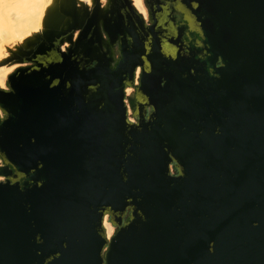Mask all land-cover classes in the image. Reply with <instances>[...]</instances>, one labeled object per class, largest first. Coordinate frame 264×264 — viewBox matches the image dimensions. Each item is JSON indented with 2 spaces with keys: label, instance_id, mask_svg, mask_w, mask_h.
<instances>
[{
  "label": "water",
  "instance_id": "obj_1",
  "mask_svg": "<svg viewBox=\"0 0 264 264\" xmlns=\"http://www.w3.org/2000/svg\"><path fill=\"white\" fill-rule=\"evenodd\" d=\"M148 1L153 38L132 0L125 33L115 0H63L18 48L0 264H264V0Z\"/></svg>",
  "mask_w": 264,
  "mask_h": 264
},
{
  "label": "rangeland",
  "instance_id": "obj_2",
  "mask_svg": "<svg viewBox=\"0 0 264 264\" xmlns=\"http://www.w3.org/2000/svg\"><path fill=\"white\" fill-rule=\"evenodd\" d=\"M2 1H4V3ZM7 1L9 2V5L10 3H12L11 0H1L0 3L5 5ZM29 1H31V4H33V2L38 3L39 0L37 2L36 0H33V2L32 0H29ZM42 1H43V5L41 7V10L39 9L40 7L38 8L37 4H35V6H37L36 11L33 9L35 8V6L33 8L29 6L30 9H28V7L26 8V4H29L28 1H27L28 3H24L23 5L21 4L18 5L17 10H16L17 12H15L12 8V5H15L16 2L15 3L13 2L14 4L12 3V5H10L11 7L9 6L10 8H12V11L10 9L12 13L10 14V16H12L11 18L13 19L11 23L12 28L10 30H7L8 29L7 26H6L7 28H4L3 26L1 27L3 29L0 28V37H1L0 38V81L3 82V86L1 88L7 87L8 76L14 70H16V68L20 66H25L26 64H28V63H22L19 61V59H17V57L20 55L17 52L18 48L26 45L30 40L34 38L36 34H39L43 29H45L46 22L49 16L51 14H54L58 10L63 0H59V1L58 0H42ZM133 2L136 5V7L147 17L148 10H147L145 0H133ZM85 3L87 4V2ZM24 5H25L24 8L25 10H27V12L22 8V6ZM91 5L93 4H90L88 6L90 7ZM102 5L104 6L103 3ZM79 6L81 5L79 4ZM32 9L36 12L35 14H33ZM29 10L32 12H30ZM37 10L39 11L38 18L34 17L37 15ZM30 13H31V16L34 15L33 20H27ZM31 16L29 19H32ZM130 93L134 94V89L132 87L127 88V94L130 95ZM130 112H131V109H130ZM3 115L4 113L2 111L1 116ZM0 164H2L1 159H0ZM105 222L108 223V226L113 234L115 231V227L111 224L109 217H106ZM106 229H108L107 226H106Z\"/></svg>",
  "mask_w": 264,
  "mask_h": 264
},
{
  "label": "flooded vegetation",
  "instance_id": "obj_3",
  "mask_svg": "<svg viewBox=\"0 0 264 264\" xmlns=\"http://www.w3.org/2000/svg\"><path fill=\"white\" fill-rule=\"evenodd\" d=\"M153 1L155 2V0H149L148 2H153ZM159 2L164 4V5H170V9L173 6V3H169L167 0H158V3ZM145 3H146V0H145ZM133 5L136 7L134 2H133ZM146 6H147V10H148V16L147 17L136 7L138 12L140 14H142L144 16V19H145V25H143L141 27V29L143 27H144V29H142L141 33H143V35H147L148 34L150 36V38H153L154 37L153 34L156 31L153 30V32H152V27H154L153 25H155V22H153L151 20V18H150V14H149L150 4L146 3ZM113 7L115 8V11H116L115 15H117L118 17L120 16L121 20H123V24H124V26H120L119 32L125 33L123 30H125V29L126 30H131L133 26H135L139 30V26H138V22L136 20V16L133 14L132 10L128 7V5L126 3V0H115V2L113 3ZM157 7H158V5H157ZM92 8H93V5L90 6V9H92ZM154 12H155V9H154ZM177 14H178L177 12H174V15H177ZM108 16L111 17V14L109 13ZM156 18H158L157 15H156ZM100 27H101V30L103 31L102 25ZM160 27H161V24H159V25L156 24V27L154 29H156L159 32ZM81 31L82 30H76L75 31L74 40L78 39ZM103 33H104V37L107 39V36H106L104 31H103ZM70 47H71L70 43L65 42V43H63L60 46V50L62 52H64V53H69L68 50H69ZM86 49H87L86 47H82V55L87 54V56H89V57H86L84 55V60H85L86 66L88 68L95 67L97 64H99V62H98L99 59L98 58L100 57V54L96 51L95 48H94L93 53L87 52ZM103 50L106 51V47L105 46H104ZM116 50H117V53H116L115 57L118 58L120 56V53H119V42H117V44H116ZM107 56H109V55H107ZM26 65H28V64H26ZM113 66H114V63H113ZM138 69H139V74H138ZM140 72H141V68L137 67L136 80H135L136 84H139L138 80H139ZM128 87L129 86H127V88ZM127 88H126V92H127ZM4 89L8 90L9 88L8 87H4ZM149 111H151V108H149ZM130 120L131 121H135L134 120V116H133V114L131 112H130ZM0 180H3V178H0Z\"/></svg>",
  "mask_w": 264,
  "mask_h": 264
},
{
  "label": "bare ground",
  "instance_id": "obj_4",
  "mask_svg": "<svg viewBox=\"0 0 264 264\" xmlns=\"http://www.w3.org/2000/svg\"><path fill=\"white\" fill-rule=\"evenodd\" d=\"M1 1V0H0ZM12 1V3L14 2H16L15 3V5H12V3H10V5H12V8H13V10L15 11V12H17L16 10H17V6L18 5H23L24 3H28L29 2V4H26V8L28 7V9H30V7L29 6H31V8H33L34 6H35V4H37V6H38V8L41 10V7H42V5H43V1L42 0H36V2L38 1V3H35V2H33V0H32V2H33V4H31V1H29V0H15V1H13V0H11ZM28 1V2H27ZM59 1V0H58ZM78 1V5L80 4V5H82L83 3H85V2H87V4L88 5H90V4H93V2H94V0H77ZM79 1H81V2H79ZM3 3H4V1H2ZM8 2V1H7ZM5 3V5L4 4H1L0 3V28L3 26L4 28H7L8 27V29L7 30H10L11 28H12V21H13V19L11 18L12 16H10V14H12L11 13V11H12V8H10L11 6L9 5V2L8 3ZM103 4H104V6H106L107 5V3H108V0H102L101 1ZM13 3V4H14ZM6 4H8V5H6ZM44 5H45V3H44ZM10 6V7H9ZM37 6H35V8H33L35 11H36V7ZM25 5L24 6H22V8L25 10ZM37 8V9H38ZM10 9H11V11H10ZM32 9V11H33V14H35L36 12L34 11ZM38 9V10H39ZM37 10V15L36 16H34V15H32L31 16V13L29 14V17L27 18V20H33V18L34 17H36V18H38V13H39V11ZM9 11H10V13H9ZM26 12H27V10H25ZM30 11V10H29ZM32 11H30V12H32ZM29 13V12H28ZM42 13V12H41ZM40 15V14H39ZM30 16H31V18L32 19H29L30 18ZM34 16V17H33ZM4 23V24H3ZM2 24V25H1ZM7 26V27H6ZM1 29H3V28H1ZM1 38V37H0ZM138 74H139V69H138ZM130 95L132 96L133 95V93H130ZM1 110H0V115H1ZM105 225L107 226V233H108V236L110 237L111 236V234H112V232H111V230H110V228H109V226H108V223L107 222H105Z\"/></svg>",
  "mask_w": 264,
  "mask_h": 264
},
{
  "label": "snow or ice",
  "instance_id": "obj_5",
  "mask_svg": "<svg viewBox=\"0 0 264 264\" xmlns=\"http://www.w3.org/2000/svg\"><path fill=\"white\" fill-rule=\"evenodd\" d=\"M3 86V82L2 81H0V87H2Z\"/></svg>",
  "mask_w": 264,
  "mask_h": 264
}]
</instances>
